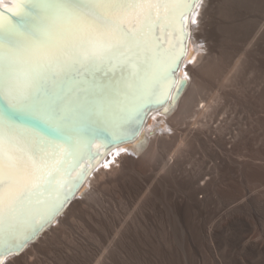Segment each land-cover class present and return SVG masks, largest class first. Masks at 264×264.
Wrapping results in <instances>:
<instances>
[{
  "label": "bare ground",
  "instance_id": "1",
  "mask_svg": "<svg viewBox=\"0 0 264 264\" xmlns=\"http://www.w3.org/2000/svg\"><path fill=\"white\" fill-rule=\"evenodd\" d=\"M18 2L0 0V6L7 10ZM217 8L218 0H199L189 18L190 40L177 77L187 80L185 90L175 99L177 85L131 142L107 150L94 142L100 155L75 196L3 264H123L119 252L132 264L138 258L139 264H173L181 259L180 248L186 264H197L199 241L213 264H244L240 252L248 264H264V239L247 236L250 208L251 217L264 221L258 195L264 180L256 189L240 188L264 161V143L261 149L255 143L256 130L264 131V77L258 76L262 80L256 85L255 78L242 98L235 90L242 66L236 53L251 52L250 46L262 40L264 13L248 28L243 42L250 48L224 51V37L214 29ZM158 34L176 53L181 50L182 35L171 28ZM260 62L259 72L263 57ZM166 91L164 84L156 99ZM232 104L235 110L225 111ZM241 105L253 118L238 113ZM83 171L76 168L69 181L64 179L77 182Z\"/></svg>",
  "mask_w": 264,
  "mask_h": 264
},
{
  "label": "snow or ice",
  "instance_id": "2",
  "mask_svg": "<svg viewBox=\"0 0 264 264\" xmlns=\"http://www.w3.org/2000/svg\"><path fill=\"white\" fill-rule=\"evenodd\" d=\"M198 2L19 0L0 11L5 255L21 250L70 198L76 181L64 177L79 166L84 144L120 139L162 85L175 83L182 51L158 33L171 28L186 37L185 21Z\"/></svg>",
  "mask_w": 264,
  "mask_h": 264
},
{
  "label": "rangeland",
  "instance_id": "3",
  "mask_svg": "<svg viewBox=\"0 0 264 264\" xmlns=\"http://www.w3.org/2000/svg\"><path fill=\"white\" fill-rule=\"evenodd\" d=\"M217 9H218V10H216V17L217 18L215 20L216 24L214 26V29L216 28L215 31L218 34L222 35L224 37V40L226 41V42L224 41L223 48L227 47L228 49H230L232 47V49L233 48L236 49V48H238V46L241 47V45L242 46L245 45L246 47H249V45L247 44V41L245 40L246 44L243 41H244V38H246L247 31L250 29V27H252L254 25L253 22H254L256 16L262 15V13H264V0H218V8ZM263 33H262V35L264 36ZM262 35L260 37L262 40L259 39L261 43L255 42L253 45L250 46V47L253 46L252 48H254V49L250 50L251 52H249L248 49L244 53H243V50H241V52L239 51L241 54L237 52L240 56L243 54L241 56V58L236 53V56L238 57V58H236V60L239 59V60H241V63H242V66L240 69L241 72L239 71V73H238V77L240 80L238 79V82L235 85V90L237 92L238 97L242 98L243 95L245 94L246 90H249L248 87L251 88V85L254 87L257 83L259 84V82L262 79L258 78V76L259 77L261 76V78L264 77V71L262 70L261 72H259L260 67H261L260 60L262 59V57L264 58V37ZM201 44L203 45V47H205V43H201ZM256 45H257V47H256ZM224 51H227V50H225V48H224ZM228 53L225 52V54H227V55H228ZM248 53H251V54H248ZM252 53L253 54L255 53L256 55H253ZM246 54H248V56ZM258 56L261 57L260 60H259ZM253 57H255V58H253ZM259 62H260V64H259ZM257 70L259 73L257 72ZM255 78H257V79H255ZM254 79L256 81L255 85L253 83ZM259 104H262V103L259 101ZM234 105L235 104H232L230 107H226L225 111H229V110L233 111V109L235 107ZM231 108H233V109H231ZM236 110L238 111V113H241V114L243 112H245V114L247 113L248 118H250V117L253 118L252 117L253 114L250 115L246 111L247 109L243 108L242 105L240 107H238ZM258 127H259V125H257V127L255 125V129H257ZM258 130H256V133H255V137H258V138H255L257 140V141H255V143L258 144L259 148L261 149V147L264 143V138L262 136L264 131H263V129H258ZM167 132H169V129H167ZM258 133H260V134H258ZM256 135H258V136H256ZM259 135H261V136L259 137ZM256 168H257L256 169L257 170L256 177L254 179L252 178L250 180H247L246 183H244V185L242 184L243 186L240 187L241 190H243V188L245 187L246 184H248L251 187V189H256L257 186L260 185L261 182H263L262 180H264V161L259 162L257 164ZM258 195H260L259 197L264 200V189L261 190V188L259 187ZM248 215H249L248 218H250V219H248V224L250 226V231L247 235L248 238L253 239L255 242L263 241V239H264V221L259 222L256 218L251 217V215H253L252 208H250V212ZM259 223L261 225H259ZM251 226H253V227H251ZM70 237H71V235H70ZM253 240H251V241H253ZM200 245L202 246V248ZM60 246H61V244H60ZM197 246H199L198 250L201 251V252H199L200 257L198 259L197 264H205V263L208 264V262H209V264H213L212 254L210 253L209 249H207V247H204L205 246L204 243L202 241H199ZM222 247H223L222 249H224L225 246L223 245ZM200 248L203 250H201ZM180 250H182L181 253L183 252L181 254L183 257L180 255L181 259L179 257L177 260H174L173 264H178V263L180 264V262H182L183 264L184 263L186 264L187 257H185V255H186L185 251H183V248H180ZM222 251H224V250H222ZM207 252H208V254H207ZM119 255H120L119 257H120L122 263L124 262L123 264H127V262H128V264L131 263L128 258L124 259L126 257L125 254L123 255V253H122L123 258H121L120 252H119ZM239 258L241 259V261L244 264L245 263L248 264L247 263L248 259L245 258L243 256V254H241V252H240ZM122 259H124V261ZM135 261L138 264H139V262L140 263L142 262V260H140L139 258H138V260L135 259ZM200 261H202V263Z\"/></svg>",
  "mask_w": 264,
  "mask_h": 264
},
{
  "label": "water",
  "instance_id": "4",
  "mask_svg": "<svg viewBox=\"0 0 264 264\" xmlns=\"http://www.w3.org/2000/svg\"><path fill=\"white\" fill-rule=\"evenodd\" d=\"M195 9V8H194ZM193 9V10H194ZM2 10H6L4 7L0 6V11ZM192 10V12H193ZM192 12L188 15L187 17V20L185 21V31L187 33V36L184 37L183 36V39L181 41V50L179 52H177V54H179L181 51H182V61H183V58L185 57L186 53H187V48H188V42L190 40V29H189V18L192 14ZM182 65V63H181ZM181 65H180V68H181ZM180 71V70H179ZM179 71L175 73V83L172 84V81L171 79L169 80V82L167 83V91H169V85H171L170 87V94L165 97V95L160 98V99H156V97L154 98L153 102L151 104H148L146 105V107L140 112L139 116L134 119L133 121H131L130 123L128 124H125L124 127L127 129V131L125 132H122L120 134V139H113V140H109V139H96L94 140L91 144H87L85 143L83 148L81 149V153L80 155L83 157L80 162H79V168L77 167V169L80 170H84L82 175L79 177V179L77 180L76 182V186L75 188L73 189V192H72V195L70 196V198L67 200V202H65L63 204V206L60 208L58 214L61 212V210H63V208L69 203V201L75 196V194L77 193V191L80 189L81 185L85 182L86 180V176L88 175L90 169L92 168L93 166V158H96L97 156L100 155V153H97L95 152V150H93V146L92 144L94 142H98L102 147L103 149L107 150V149H111L115 146H120L124 143H127V142H131L135 136H137V134L140 132L141 128L143 127V125L147 122V119L148 117L150 116L151 112L153 110H158L162 107H164L167 102L170 100V96H171V93L173 91V89L178 85V89H177V92L175 93V96L174 98L177 99V97L185 90L186 86H187V80L186 79H181V80H178L177 77H178V74H179ZM186 81V84L185 86L183 87V89L181 90V83L182 82H185ZM166 91V92H167ZM156 101H165L163 104H160V103H157ZM132 122L134 126H132ZM113 123L114 124H119L120 121H119V118H115L113 120ZM130 127V129L128 130V128ZM139 129L138 133L134 135V137L131 135V132L134 130V129ZM37 132L39 133V130H37ZM52 138L49 137V140H51ZM84 159H86V161H84ZM87 162V163H86ZM71 163V161H70ZM76 169V168H75ZM71 171L69 172H66V175L64 178H66L68 181L71 179ZM56 214L53 218L50 219L49 223L53 221V219L58 215ZM48 224V223H47ZM46 224V225H47ZM45 225V226H46ZM43 229V228H42ZM40 229L39 232L42 230ZM38 232V233H39ZM36 233L35 236L38 234ZM32 239L28 240L22 247L21 250L19 251H14L12 254H17L19 252H21L24 248V246L30 242ZM0 256H3V258L7 257V256H10V255H5V250L3 247H0Z\"/></svg>",
  "mask_w": 264,
  "mask_h": 264
}]
</instances>
